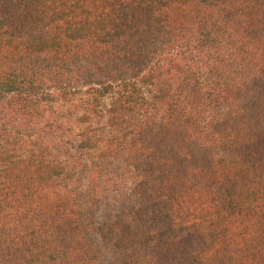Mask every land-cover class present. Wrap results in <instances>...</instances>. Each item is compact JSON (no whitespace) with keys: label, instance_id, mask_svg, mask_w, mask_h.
I'll return each instance as SVG.
<instances>
[{"label":"trees","instance_id":"16d2710c","mask_svg":"<svg viewBox=\"0 0 264 264\" xmlns=\"http://www.w3.org/2000/svg\"><path fill=\"white\" fill-rule=\"evenodd\" d=\"M0 264H264V0H0Z\"/></svg>","mask_w":264,"mask_h":264}]
</instances>
